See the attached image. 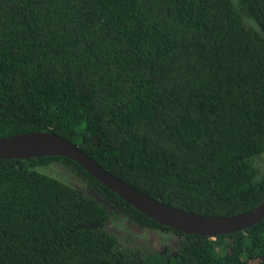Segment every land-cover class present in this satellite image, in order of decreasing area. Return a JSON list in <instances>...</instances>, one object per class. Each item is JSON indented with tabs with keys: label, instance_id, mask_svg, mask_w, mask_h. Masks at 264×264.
<instances>
[{
	"label": "trees",
	"instance_id": "obj_1",
	"mask_svg": "<svg viewBox=\"0 0 264 264\" xmlns=\"http://www.w3.org/2000/svg\"><path fill=\"white\" fill-rule=\"evenodd\" d=\"M28 132L68 140L169 206L253 208L264 199L261 0H0V138ZM0 264H264V218L180 234L70 159H0Z\"/></svg>",
	"mask_w": 264,
	"mask_h": 264
},
{
	"label": "water",
	"instance_id": "obj_2",
	"mask_svg": "<svg viewBox=\"0 0 264 264\" xmlns=\"http://www.w3.org/2000/svg\"><path fill=\"white\" fill-rule=\"evenodd\" d=\"M264 7V0H261ZM41 156L74 161L126 204L180 234L214 238L243 231L264 218V199L253 208L232 216H204L155 200L114 175L104 171L76 145L49 132H28L0 138V159H27Z\"/></svg>",
	"mask_w": 264,
	"mask_h": 264
},
{
	"label": "rangeland",
	"instance_id": "obj_3",
	"mask_svg": "<svg viewBox=\"0 0 264 264\" xmlns=\"http://www.w3.org/2000/svg\"><path fill=\"white\" fill-rule=\"evenodd\" d=\"M156 237V236H155ZM157 240H160L159 238H157Z\"/></svg>",
	"mask_w": 264,
	"mask_h": 264
}]
</instances>
